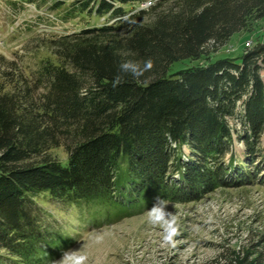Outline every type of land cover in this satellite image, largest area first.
Returning a JSON list of instances; mask_svg holds the SVG:
<instances>
[{"label": "trees", "instance_id": "trees-1", "mask_svg": "<svg viewBox=\"0 0 264 264\" xmlns=\"http://www.w3.org/2000/svg\"><path fill=\"white\" fill-rule=\"evenodd\" d=\"M9 2L105 22L49 39L33 70L0 56V264H49L70 243L41 201L112 220L157 196L186 204L264 183V40L210 56L264 20V0ZM148 58L151 71L113 86L122 61ZM248 232L225 264H264V224Z\"/></svg>", "mask_w": 264, "mask_h": 264}, {"label": "rangeland", "instance_id": "rangeland-1", "mask_svg": "<svg viewBox=\"0 0 264 264\" xmlns=\"http://www.w3.org/2000/svg\"><path fill=\"white\" fill-rule=\"evenodd\" d=\"M148 6L140 4L133 11ZM63 10L36 9L32 4H13L0 0V56L17 66L33 70L39 59L49 56L46 43L54 36L68 34L84 26H100L104 18L64 19ZM111 21H109L110 23ZM250 33L233 35L224 45L214 47L210 56H237L256 39L264 40V20L255 22ZM259 74L264 84V61ZM0 65L4 62L0 60ZM179 66V65H178ZM239 128L237 117L229 121ZM264 152V128L260 137ZM186 153L185 148H182ZM236 156L243 144L233 138ZM49 224L70 238L66 249L87 251L89 264H225L233 250L248 243V229H262L264 224V183L252 182L236 188L219 189L201 200L169 204L179 221L180 235L174 245L163 243L162 229L145 222L146 210L131 216L107 220L101 208L93 204L72 205L41 201ZM99 211V213H98ZM95 213L97 216H95ZM103 232L101 243L90 235ZM61 254L53 260H58ZM51 264V262L49 263Z\"/></svg>", "mask_w": 264, "mask_h": 264}, {"label": "clouds", "instance_id": "clouds-1", "mask_svg": "<svg viewBox=\"0 0 264 264\" xmlns=\"http://www.w3.org/2000/svg\"><path fill=\"white\" fill-rule=\"evenodd\" d=\"M154 67V61L148 58L144 61L124 60L120 63V72L113 79V86L123 82L124 75H131L135 79L144 76L145 72L151 71ZM145 222L154 226H160L162 229L163 243L174 245L175 238L180 235L179 221L173 211H169L167 201L157 196L150 208L144 214ZM93 243H101L104 239L103 232H94L90 235ZM51 264H89V256L86 250L66 249L62 251L58 260H52Z\"/></svg>", "mask_w": 264, "mask_h": 264}]
</instances>
